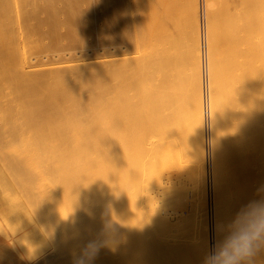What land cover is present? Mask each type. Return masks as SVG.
<instances>
[{"label":"bare ground","instance_id":"1","mask_svg":"<svg viewBox=\"0 0 264 264\" xmlns=\"http://www.w3.org/2000/svg\"><path fill=\"white\" fill-rule=\"evenodd\" d=\"M33 1L37 5L35 2L37 0L31 2ZM55 1L57 2V0H51L50 6L47 3L50 18L47 20V14L44 17L47 22L52 23L44 21V24L47 23L46 25L51 24L49 28L46 27V30L43 29L46 25L40 26V21H38L45 14L43 10L40 12L41 15L38 13L39 17L34 16V18L38 17L39 23H36L39 25L30 24L34 23V19L32 21L31 16L27 17L29 9L26 10L28 13H25L23 18L26 21V17L31 19L27 21L29 23L26 22L28 27H25V23L23 26L20 25L24 21L22 18L24 13L21 11L25 10L18 9V7H16L18 12L13 11L12 13L13 16H19V18L14 16L13 19H19L21 23L17 26L14 22L1 30L8 34V45L3 54L8 55L7 51L10 50H14L15 54H18L15 60L8 61L7 66L0 69V120L3 123L1 130L6 135V150L13 160L9 163V167L17 166L31 171L45 169V164L50 156L48 153H51L53 157L58 148L47 149L42 145L43 143H34V140H56L58 135L63 134L60 138L68 135L69 143L71 142V145L67 144L69 147L66 146V151L70 155V160L67 162L68 168L85 170L93 167L100 169L102 166L101 154L103 153L101 145L108 146L110 140L102 143L97 142L95 137L87 138L89 131L95 133L93 129H89L92 126L89 127L87 124L88 119L86 121L79 119L73 113L75 111L72 112L65 106L60 123L50 113L47 116H37V113H33L36 109L33 102L36 100L31 96L32 89H28L27 83L35 81L37 85H41L43 83L40 78L54 77L53 84L44 88L46 92L49 91L47 92L49 98L45 102L40 101L42 104H50L60 93L58 89L54 90L51 87H57L60 80L73 81L79 76L84 78L83 84H70L69 90L73 91L80 86H85L95 93L97 108L93 114L91 113V118L99 124L98 127L103 125L112 136L116 134L113 131L117 128L119 117L125 111L116 108V106L111 107L113 110L107 112L108 107L102 104L101 94H99L100 84L92 77L96 72L99 74L100 70L107 71L106 73L109 74L116 68L120 70L127 68L128 70L131 65H136V67H143L149 63L157 65L167 62L165 57H168L169 54L175 56L171 60L179 63L182 58L181 30L184 28L185 31H183L187 35L185 51L190 56V60L186 62L189 66L184 62L186 67L183 63H181L183 66L179 65L178 67L182 66L179 68L181 73L179 74L185 76H181L180 84L183 82L190 84L191 81L188 83L189 77L193 83V96H189L191 99L189 101L187 99L188 95L192 94L191 91L190 94H182L184 97L182 101H188L184 105L185 107L188 105L186 107L188 112L184 111V117L186 122L187 119L191 121L190 128L186 123L188 128L186 130L189 132H184L186 126H183L184 129L178 126L175 129L167 127L163 114L166 104L158 97L152 106L146 105L140 120H134L135 126H141L139 130H137L138 127L131 128V134L128 135L127 132L125 137L122 135L113 137L119 136L124 139L123 142L120 139L115 141L116 147H113V152L116 148L118 150L125 149L128 166H119L121 178L119 185L123 190H126L125 185H127L126 187L131 193L128 202L124 203L123 201L122 203L123 208L124 206L129 208L126 212L124 209L121 213L120 232H115V234H119V237H116V244L113 241L115 245L114 257H116L115 264H205L206 256L223 238L224 230L234 221L237 213L251 201L264 200V0H223V3L218 0V3H222H215L220 5L218 7H216L217 5L213 6L215 0L204 1L207 7L205 12H209L206 24L208 29V32L206 29L208 42H206L209 50V57H207L209 69L206 67L208 69V76L206 75L208 84L206 85H208L209 92L207 93L210 97L208 110L210 126L208 129H210V148H212V202L209 199L210 177L207 178L206 160L204 159L205 147H203L205 136L200 83L201 59L199 58L197 0H187L182 12H179L178 0H137L136 2L135 0H86L87 10L82 9V0H64L66 5L65 8H62L63 11L58 10L60 7H56ZM24 2L26 1L24 0ZM45 2L46 0L43 3L45 4ZM133 2L137 7H132L135 5ZM26 3L22 5L20 2L19 5L20 7L25 6ZM57 3L59 4V1ZM126 3H130V9L125 8ZM34 4L31 7L34 8L32 9L33 14L40 8L36 5L34 7ZM16 5L18 6V3L13 4L14 7ZM119 6L121 8L118 9ZM28 7L26 5V9ZM41 8L43 7L41 6ZM100 8L103 11L96 13ZM8 13L10 15V11ZM181 13L184 14L183 19H181ZM86 17H91L93 21H101L100 31L110 37L117 33L116 36L119 38L118 35L121 34L120 39L125 43L119 44L118 39L117 45L113 41L111 44L106 43L108 44L105 45L106 47L99 45L93 47L95 44L88 46V37L97 28L94 27V24L92 25V22L87 21ZM41 25L43 24L41 23ZM60 27H66L69 37L79 41L84 50L82 48L76 56L68 52L64 54V51L61 54L62 52L57 51V46L60 43L57 33L61 31ZM122 27H127L131 32L128 33V30H124ZM131 33L135 38L131 37ZM32 34L33 38H30ZM59 34L61 35V32ZM129 39L131 41L126 43ZM86 43L88 44L86 45ZM41 51L44 52L42 55ZM103 72L101 71V73ZM70 73L75 74L76 77H72L74 75L64 76ZM15 74L19 75V78H14ZM112 77L114 80L119 79L120 84L121 78L118 75H112ZM182 78L187 81H183ZM16 81H19L17 84L22 85L23 89L28 90L24 93L20 86L14 84ZM115 85L117 86V84ZM182 90L185 91V88ZM37 100H42V98ZM37 105L35 104L36 107ZM90 105L92 104L88 106ZM60 106L62 107V105ZM61 111L58 110L59 114ZM205 111L207 112L206 108ZM54 123H58L59 126ZM178 138H181L180 142H178ZM34 156L39 157L40 164L31 161ZM173 156L174 159H180H177V162L176 159L173 161L170 159ZM125 170L129 172L125 173ZM2 181L4 182V179ZM189 190L192 191L191 198H189ZM7 192L6 189L8 195ZM137 192H139L138 197L134 198V194L136 195ZM8 196L10 197V190ZM134 199L139 206L135 211L138 214L136 220L133 217L132 207ZM19 200L17 199V201ZM24 205L22 204V207ZM72 223L73 228L69 232L72 246L61 250L60 254H64V257L60 255L61 258L56 262L75 264L76 258L81 254L86 244L95 241L99 250L91 260V264H107L109 260H106L107 263L103 262V257L105 259L106 255L102 254L106 248V244L103 242L106 240L103 238L102 241V236L94 233L95 229L90 231L88 229V234L83 236L76 227L73 218ZM9 224H6L8 229ZM28 237L27 239L31 242ZM110 237H107L109 243L112 239ZM24 239L26 238L24 237ZM22 242L23 240L20 243L18 241L20 246ZM29 245L27 247L31 249L32 246ZM43 250L45 251V249ZM51 252L55 256L56 252ZM110 253L109 251L107 257L111 256ZM48 254L46 262L50 261L51 257L49 256L52 255L50 252ZM57 255L59 254L57 253ZM62 258L63 260L59 262ZM38 261L40 262L36 260L35 264H43L44 257L43 260ZM253 264H264V250L256 254Z\"/></svg>","mask_w":264,"mask_h":264},{"label":"rangeland","instance_id":"2","mask_svg":"<svg viewBox=\"0 0 264 264\" xmlns=\"http://www.w3.org/2000/svg\"><path fill=\"white\" fill-rule=\"evenodd\" d=\"M25 1L27 3L24 2V0L23 1L22 0H20V1L0 0V16H1L0 17V69L6 67L8 61L15 60L16 55H18V54H15L16 52L14 50H10L9 52L7 51L8 55L3 54V51L6 49L5 47L8 45V40H7L8 34L1 32V30H3L6 27V25H10L14 22H16L17 26H18V24L21 23V21L19 19H15L17 17L19 18V16L14 15L15 18L13 19V17H14L13 13H12L13 11L18 12L19 8L24 9L25 11L26 10L28 11V9H29V13L27 11L22 12L21 9H20V11H21V13H24V14H22V18H23V15H25V13H28V16H27V14H26V16L27 17L31 16L32 21L34 19V23L33 22L30 23L32 25L33 24L39 25L36 22L40 21V26L44 27V25H46L49 22V21L48 22L46 21V18H47V20H49V18H50V15H48L47 7L49 8L51 0L50 1L46 0L45 4L43 3L45 0L44 1L43 0H41V1L37 0V1H35L37 3V5L34 4V1L31 2L32 0L31 1L25 0ZM58 1H59V4L57 3ZM136 1L137 0H135V2ZM186 1L187 0H178L179 12H182V10L184 9V4ZM204 1L205 0H197L198 25H199L198 41H199V55H200L199 58L201 59L200 60V80H201L200 83H201V97H202V109H203V126H204L203 131H204V136H205L204 137V145H203V147H205L204 148V153H205L204 159L206 160L205 164L207 167L206 168V172L208 174L207 178L210 177L209 178V181H210L209 182V187H210L209 188V191H210L209 199H211V202H212V195H213L212 194V171H211L212 170V166H211L212 165V154H211L212 148H210L211 147L210 135H209L210 129H208L210 126V123H209L210 122V120H209L210 119V115H209L210 113L208 111L209 105H210V99H209L210 97L208 96L209 93H207V92H209L208 91V85H206V84H208V81H207L208 80V77H207L208 71L207 70L209 69L208 68L209 64H207V62L209 63V61H207L208 60L207 57H209L208 56L209 50L207 48L208 47V43H207L208 42V39H207L208 33L206 34V29H207L206 24L208 23L207 20L209 17L208 16L209 12L208 13L205 12V11H207V9H206L207 7L205 6L206 2H204ZM20 2L22 5H24L23 3H26L25 6L20 7V5H19ZM57 2L56 1L54 2L56 7L58 6L61 9L65 8L66 2H64V0H57ZM221 2L223 3L224 1L221 0ZM15 3H18V6L16 5L14 7L13 4H15ZM47 3L49 6H47ZM130 3H126V6L124 5L125 8L130 9V7H131ZM138 3H140V2L138 1ZM215 3H218V0H215V2L213 3V6H216V5H217L216 7L220 6V5H218L220 2L218 4H215ZM222 3H220V4H222ZM32 4H34V7H35V5L40 7V8L37 7L38 12H36L34 14L32 13V11H33L32 9H34V8H31ZM128 4H129V6H128ZM133 4H135V5H133L132 7L136 6V3L133 2ZM26 5H27V7L30 5V7H28L26 9ZM39 5H41L43 8H41V6H39ZM124 6H122V7H124ZM16 7H18V9ZM81 7L84 10L88 9V3L86 2V0H82ZM216 7H214V8L217 9ZM60 8H58V10L63 11V9L61 10ZM119 8H121V7L119 6L118 9ZM39 9H40V11H39ZM42 10L44 11L45 14L42 13V14H44L43 16H41L42 19L40 17L41 20H38L39 14H40V12H42ZM9 11H10V15L8 13ZM102 11H103V9L100 8L96 13H100ZM15 14H17V13H15ZM29 14H31V15H29ZM19 15L21 16V14H19ZM26 16H24V17H26ZM34 16H38V17L34 18ZM181 16H182L181 19H183L184 14L181 13ZM27 17H26L27 21L31 19V18H27ZM44 18H45V20H43ZM23 19H24V21L22 20L23 22H22V24H20L22 26L25 25L27 22L25 20V18H23ZM85 19L87 21L92 22V25L94 24V27L97 28V30H98V31L96 30L93 34H90V36L88 37V39H89V45L88 46L95 44V46H93V47H97L98 45L101 47H106L105 45L111 44V43H113V41H115L114 43H116V45H117V42H119V41H120L119 44L121 42H122L121 44L125 43V41H121V39H120L121 34L120 33H119L120 35H118L119 36V38H118L116 36L117 33L113 34L110 37L109 35H106L102 31H100L99 27L102 24L101 21H99V20L93 21L91 19V17H89V18L86 17ZM18 20H19V22L17 23ZM41 21H43V22H41ZM44 21H46L47 23L45 22L46 24H44ZM184 22H185V24H187L186 21H184ZM23 23H25V24H23ZM27 23H29V22H27ZM41 23L43 25H41ZM49 23H52V22H49ZM27 25L28 24H26L25 27H28ZM48 25H46L44 28L43 27L42 28L46 30V27L49 28L51 24H48ZM127 26H129V25H127ZM182 26L184 27V25H182ZM18 28H20V27H18ZM60 28H62V27H60ZM122 29L128 30L127 27L126 28L122 27ZM129 29L133 30L131 27H129ZM183 30H184V28H183ZM183 30H181V40H182L181 41V44H182L181 45V55H182V58H181V61L179 63H177L174 60H171L175 56H171V54L167 53V54H169L168 57H165L167 62H162V63H159L157 65H151L149 63L151 66L149 64H146V65H143V67H141V66L136 67V65H134V66L131 65V67H128L129 68L128 70H127V68L124 70H122V69L120 70L119 68H116V70H114L113 72L110 71L109 74L106 73L107 71L103 72V70H100L99 74H97V72H96L95 76L92 77L95 79V81L99 82L98 84H100V89H99L100 93L99 94H101L100 97L102 99V104L104 106L106 105L108 107L107 112L113 110L111 107H116V106H117L116 108H119V109L125 111V113L119 117V123L116 125L117 128L115 129V131H113V133H116V134H114L112 136H110L109 131L105 130L103 125H101V127H98L99 124L96 121H93L91 118V116H92L91 113L93 114V112L97 108L96 102H95V95H94L95 93L92 92L91 90H88V88L85 86H80L78 89L73 90V91L69 90L70 84H75V83L83 84L84 78H80V76L78 78V77H76L75 74H71V73L65 74L64 76L74 75L72 77H76V78L73 81H69V80L61 81L60 80V82H58L57 87L56 86L51 87L54 90L58 89V91H60V93L57 95L58 97L56 96V98L50 104H42V103H40V101L45 102V100L47 98H49L48 93H47L49 91L46 92V90L44 88H47L48 85L51 86V84H53L52 80H54L53 79L54 77L48 76V77L40 78V79H42V83H43L41 85H37L35 83V81L30 82V84L27 83L28 89H32V91L30 93L31 96L33 98H35V100H36L33 102V105L36 108L33 113H37V116H44V115L47 116L48 113H50V114H53L54 118H56V121L58 123H60L61 122L60 119L62 118L61 116H62V113L64 110L63 107L65 106L69 110H71L72 112L75 111L73 113L79 119H83L85 121L88 119L87 124H89V127H90V125L92 126L89 129H93L95 133H93L92 131H89L87 138L95 137L97 142L100 141L102 143L110 140V144L108 146L104 147V144L101 143L102 144L101 146L103 147V153L101 154L102 155V166H101V168L96 169V168L92 167V168H86L84 170V169H70L67 167V162H68V160H70V155L66 151L67 147H69V146H67V144L69 143V140H70L68 135H65L64 138H60L63 135V134H60V135H58V138L56 140L35 139L34 143L35 142L43 143L42 145L47 147V149L48 148H51V149L52 148H55V149L58 148L57 153L55 154V152H54L53 157H52L51 153H48V154H50L51 158L49 156L46 164L42 162L43 164H45V169L42 168L40 170L37 169L35 171H31L29 169H22L21 167H17V166H14V168H13V167H9V163L12 162L13 160H12V157L8 154V151L6 150V138H5L6 135H5L4 131L1 130V124H3V123L0 120V172H1V175H0V186H1L0 187V225H1L0 229L1 230H0V232H3V233H0V264H26V263L32 264L33 262L35 264L36 260H37V262H40L38 260H40V259L43 260V257H44V263L43 264L48 263V262H49L48 264H57L58 263V262H56V261H58L57 259L64 257L63 256L64 254L63 255L60 254L61 250H66L65 249L66 247L71 248V246H72V241L70 239V233H69L70 230H72V228H73L72 218L75 219L76 227L78 228V230H80L79 232L82 233L83 236H84V234L85 235L88 234V232H87L88 229H89V231L92 229H95L94 233H98V235L100 237L102 236V239H101L102 241H103V238L106 240L103 242L106 244V248L104 250L102 249L104 251V253L102 251V254L106 255L107 259L106 258L104 259V257H103V262L107 263L106 260L107 261L109 260V262L107 264H113V263L115 264V262H116L115 258L116 257H114L115 256V249H114L115 245H114V243H115V241L117 242L116 237L119 235L118 233H116L117 234L116 235L115 232L116 231L120 232V230H119L120 229V223L119 222H120V218H121V213L124 211V209L126 212L127 209L129 208L128 206L126 208L124 206V208H123L122 203H123V201H124V203L128 202L131 193H130L128 187H126L127 185H125L126 190L121 189L120 185H119L120 179H121L120 175H119V172H120L119 166L120 167H121V165H125L126 167L128 166L127 165L128 161L126 158L125 149L123 148L121 150H118L116 148L115 151L113 152V147L115 146L114 145L115 141H118L120 139L123 142L124 139H121L119 136H116L115 138H113V137L115 135H122V137H125V134H127V132H128V135L131 134V131H132L131 128H137L138 127L137 130H139V127H141V126H139V125L135 126L136 123L134 120L135 119L140 120L142 118V112L145 109L146 105L152 106L158 97L161 98V100L166 104L164 106V109H163V114L165 117L164 121L167 124V127L175 129L178 126V127H181V129H182L183 126L184 127L186 126L185 129L183 128L185 130L184 131L185 133H186V131H188V130H186V129H188L186 123L189 125L188 127L190 128L191 121L189 119H187V122H186L185 121L186 118L184 117V115H185L184 111L186 110V107L188 105L186 107L184 105H186V102L188 103L189 99H191V97L193 96V83H192V80L190 79V77L189 78L187 77L188 83H190L189 81H191V83L187 84L186 82H183L180 84V80H181L182 75H180L181 73L179 72L180 71L179 68H181L183 66L181 63L184 64V62H185V64L189 66V64H187L186 62H189V60H190V56L187 54V51H185L186 50L187 35L184 32L185 30L184 31ZM59 32H61V35L59 34ZM67 32L68 31H67L66 27L62 28L61 31H58L57 37L58 38L60 37L59 38L60 43L57 46V51H59L60 53L62 52L61 54H63V51H64V54H65V52H68L69 54L76 56L79 53V51L82 50V48L84 50V47H81L82 45L80 44L79 41L72 40L69 37V35L67 34ZM129 32H131V31L128 30V33ZM207 32H208V29H207ZM122 34L124 35V33H122ZM203 34H204L205 42L207 41L205 43V62L203 59ZM34 35H36V34H34ZM133 36H134V34L131 33V37H133ZM31 37L33 38V34L30 36V38ZM112 37H114V38L112 39ZM36 38H37V35H36ZM134 38H135V36H134ZM118 39H119V41H118ZM131 39H129L126 43H129V41H131ZM30 40H33V39H30ZM122 40H123V38H122ZM106 43H108V44H106ZM87 44L88 43H86V45ZM85 48H88V47H85ZM206 48H207V50H206ZM60 49H62V51H60ZM93 51H95V50H93ZM43 53L44 52H42L41 55ZM185 64H184V67H186ZM203 64H205V67L208 66L207 67L208 69L206 68V75L207 76H204L205 71L203 69L204 68ZM179 65H182V66L178 67ZM138 67H140V68H138ZM130 68H132V69H130ZM183 69H185V68H183ZM101 71L103 73H101ZM116 71L118 72V74ZM78 75H80V74H78ZM112 75H118V77L121 78L120 84H119V79H117L118 81L114 80ZM18 76L19 75L15 74L14 78H19ZM182 77H185V76H182ZM204 77H205V80H204ZM206 78H207V80H206ZM184 79L185 78H182L183 81H187ZM18 82L19 81H16V83L14 82V84H16V86L17 85L20 86V88L25 93L26 90H28V89H23L22 85L17 84ZM115 84H117V86ZM191 84H192V86H191ZM181 85L185 86V87H182ZM118 86H119V88H117ZM150 87H151V89H150ZM182 88H185V91L182 90ZM186 88H187V90H186ZM188 88H192V89L189 90ZM119 89H120V91H119ZM190 91L192 92V94H190ZM182 94L183 95L184 94H190V95H188V97L189 96H191V97H189V98L187 97L188 101L187 100L182 101V99H184ZM38 98L39 99L42 98V100H37ZM58 98H59V100H58ZM151 98H152V101H151ZM37 103H38V105H37ZM35 104L37 105L38 108L35 106ZM89 104H92V105H90L91 108H90V106H88ZM60 105H62V107ZM59 108H62L61 109L62 111ZM92 108H93V110L90 111V109H92ZM205 108L207 109V112L205 111ZM58 110H59V112L61 111L60 114H59ZM186 115H187V113H186ZM206 122H207V124H206ZM58 123H54V124L55 125L57 124L59 126ZM204 124H206V125H204ZM169 125H171V126H169ZM173 126H174V128H173ZM205 129L207 130V132ZM85 137H86V135H85ZM179 140H181V138L180 139L178 138V142H180ZM205 141H206V143H205ZM69 145H71V142L69 143ZM170 159H173V161H175V159H176V162H177V159H180V158L174 159V156H173ZM31 161H34L38 164L39 163L38 162L39 157L34 156V158H32ZM134 165L136 166V164H134ZM128 172L129 171H126L125 173H128ZM2 173H4V174H2ZM1 177H3L2 179H4V182L2 181ZM5 184H7V185H5ZM68 185L70 188L68 187ZM6 189L8 191L7 192L8 195H9V190H10V197L6 194ZM69 189H70V191H69ZM14 191H15V193H14ZM4 192H5V194H4ZM191 192L192 191L189 190V195H190L189 198L192 197ZM54 193H55V195H54ZM138 193L139 192H137L136 195L134 194V198H135V196L138 195ZM235 198H236V195H235ZM17 199L18 200L20 199V200L17 201ZM234 201L236 202L235 199H234ZM22 204H25V205L22 207ZM15 205H16V207H15ZM17 206H18V208H17ZM211 206H212V203H211ZM13 207H14V209H13ZM19 207H22V208H19ZM132 207H133L134 212L136 211L137 207L139 208L138 203H137V201H135V199L132 203ZM23 212H24V214H23ZM134 212H133V214H134L133 217L136 220V219H138L137 218L138 216H136L138 214L136 212L135 213ZM2 219H3V221H2ZM7 219H8V221H7ZM5 221H7V222H5ZM11 222H12V225H11ZM13 222H15V223H13ZM6 224L10 225L9 229L7 227L8 225L6 226ZM12 226H13V228H12ZM29 228H31V229H29ZM15 229H17V230H15ZM9 230H13V231H9ZM14 231H15V234H14ZM30 233L32 235H29ZM110 233H112V234H110ZM103 235H105L106 238ZM20 236H21V238H20ZM18 237H19V239H18ZM24 237L26 239H24ZM27 237L29 239H31V242H30V240L27 239ZM107 237L112 238L110 240V243L108 240L109 238H107ZM22 240H23V242L21 243L22 245L20 246L19 243ZM18 241H19V243H18ZM113 241H114V243H113ZM39 242H40V244H39ZM25 243H26V246H25ZM28 243L31 244V246H32L31 249H30V247H27V246H30ZM107 243H109V245H107ZM23 244H24V246H23ZM34 246H35V248H34ZM39 246H40V248H42L40 251H38V249H40V248H37ZM101 246H102V242H101ZM43 249H45V251ZM58 249H59V251H58ZM108 249L111 252L110 253L111 256H108V257H110V259H108V257H107V254L109 253ZM30 250L32 251V253ZM51 251L56 252L55 256H53L54 253ZM47 252L48 253L50 252V254L53 253L52 255L49 256V257H51L49 259L50 261H51V259L54 260V261L52 260L51 263H50V261H48V262H46L47 260L45 261V259L48 258V255H49ZM57 253L59 255H57ZM26 254H27V256H26ZM60 255H61V257H60ZM112 255H113V257H112ZM62 260H63V258L61 260H59V262ZM111 261L112 262L114 261V262L112 263Z\"/></svg>","mask_w":264,"mask_h":264},{"label":"clouds","instance_id":"3","mask_svg":"<svg viewBox=\"0 0 264 264\" xmlns=\"http://www.w3.org/2000/svg\"><path fill=\"white\" fill-rule=\"evenodd\" d=\"M224 231L223 238L206 256L205 264H253L256 254L264 250V200L245 205ZM98 250L97 243L90 241L75 264H91Z\"/></svg>","mask_w":264,"mask_h":264},{"label":"built area","instance_id":"4","mask_svg":"<svg viewBox=\"0 0 264 264\" xmlns=\"http://www.w3.org/2000/svg\"><path fill=\"white\" fill-rule=\"evenodd\" d=\"M203 59L205 62V38H204V34H203ZM205 64H204V71H205V76H206V69H205Z\"/></svg>","mask_w":264,"mask_h":264}]
</instances>
